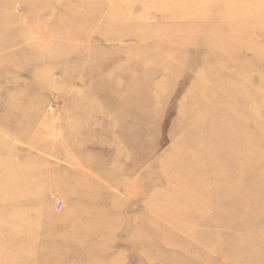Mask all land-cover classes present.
I'll list each match as a JSON object with an SVG mask.
<instances>
[{"label":"rangeland","instance_id":"rangeland-1","mask_svg":"<svg viewBox=\"0 0 264 264\" xmlns=\"http://www.w3.org/2000/svg\"><path fill=\"white\" fill-rule=\"evenodd\" d=\"M2 177L0 264H264V0H0Z\"/></svg>","mask_w":264,"mask_h":264},{"label":"bare ground","instance_id":"bare-ground-1","mask_svg":"<svg viewBox=\"0 0 264 264\" xmlns=\"http://www.w3.org/2000/svg\"><path fill=\"white\" fill-rule=\"evenodd\" d=\"M111 4V3H110ZM115 5V4H114ZM143 5V4H142ZM146 7V6H145ZM144 7V8H145ZM129 9V11H128V13L126 12V16L127 15H132L134 12H136V10H134L133 11V8H128ZM142 10V7H141V9H140V11ZM143 12H146V11H144L143 10ZM237 11H233V13H236ZM257 14H258V16H260V17H262L260 14H261V12H257V10L255 11ZM178 13V12H177ZM177 13L176 12H173L172 14H169V17L172 19V20H174V19H176L177 18ZM184 13V12H183ZM183 13H182V15H183ZM141 19H144L145 18V14L143 15V16H141L140 17ZM211 18L212 19H214V16H211ZM208 19H210V18H208ZM109 21H112V18H110L109 17ZM209 23H211V22H209V20H207V22L206 23H204V24H209ZM26 24V23H25ZM40 34V33H39ZM257 34V33H256ZM251 36H252V34H251ZM150 51H152V50H150ZM140 69H143V68H141L140 67ZM56 127V126H55ZM54 134V133H53ZM207 141L208 140V136L207 135H205L204 134V132H203V136H202V139L201 140H199V146H198V149L200 150V152H201V149L204 147V145L201 143V141ZM186 147V149H188V158H186V159H184V162L185 163H189V160H190V157H189V153H190V151L191 150H193L194 148H190V147H188V146H184V148ZM205 154V153H204ZM203 154V155H204ZM208 154V153H207ZM98 172V171H97ZM122 176H120V178H121ZM106 180L105 181H103V180H101L100 179V177H99V182L100 181H102V182H104L105 184L108 182V181H110V180H112V178L111 177H106L105 178ZM114 179H116V177L114 178ZM5 180H6V178L5 177H2V178H0V193H2V192H5L6 190H8L9 188L7 187V185L5 184ZM160 182V181H159ZM28 184V183H27ZM26 185V184H25ZM109 186V185H108ZM110 187H112L111 185H110ZM191 188L194 190V192L196 193V190H195V184H193V185H191ZM183 189V188H182ZM11 189H9V191H10ZM176 195L175 196H184V195H188L189 194V192L185 189V190H182V191H179L178 193H175ZM152 198V197H151ZM127 200V199H126ZM162 200V199H161ZM172 198H167V199H165V201L164 202H162V203H158V201H160V200H156L155 198H154V202H155V204H161L162 206H164L165 208H167L168 206H169V204H173L172 203ZM152 203H153V201H152ZM151 203V204H152ZM65 206V205H64ZM90 209H95V208H93V207H89V208H87V210L89 211ZM155 209V210H154ZM154 211H160L161 213H162V211H161V209L158 207V206H156L155 205V207H154ZM119 211V209L117 210V209H112V210H110L111 212H113V211ZM40 212H42V215L43 214H47V215H49L50 214V210H41ZM158 213V212H157ZM235 213H240L241 215V217H244V210L242 209V207L241 206H239L238 208H237V211L235 212ZM36 213H33V215H35ZM81 218L79 217V224H77L76 226H70L68 223L67 224H65V225H63V226H57L58 227V229H59V231L61 230L62 231V233H64V235L65 236H69V235H81V234H83L85 231H91V230H94L95 228H96V226H94L93 224H85V223H80V222H82V220H80ZM193 220H195V218L193 219ZM213 220H215V217H213ZM216 221V220H215ZM193 222H196V220L195 221H193ZM112 223H114L115 225H117L118 227H119V224L118 223H116V222H112ZM179 224H181V225H183V223L182 222H180ZM179 224H176V226L177 227H179V228H181V229H185L184 227H182L181 225H179ZM105 227V226H104ZM151 229V228H150ZM57 230V229H56ZM147 231V230H146ZM152 231V230H151ZM150 233V232H149ZM144 235V236H143ZM140 234L139 236L138 235H136L135 234V232H132L130 235H128V241H130L129 242V244L131 245V247L132 248H135L136 250H137V252H139V251H141L142 250V248H141V244H139V243H145V242H147L148 240H149V236L148 237H145L146 235L145 234ZM215 240H216V237H215ZM149 243L151 242V241H148ZM227 242V239L226 240H223L222 241V243L221 244H224V243H226ZM10 243L11 244H13L14 242H12V241H10ZM9 243V245H11ZM2 244H5V242H3L2 241ZM2 244H0V245H2ZM66 245H67V243H65ZM80 244H82V242H80ZM110 244L111 243H107V242H105V249H106V247H110ZM50 245V244H49ZM146 246L147 247H145L144 249H145V254H146V256H149L150 257V254H149V252H151V248L149 247L150 245L149 244H146ZM2 247H4L3 245H2ZM40 248H42L41 246H40ZM106 249V250H109V249ZM43 249V248H42ZM41 249V250H42ZM41 250H39V245L37 246V243L35 242L34 243V246L32 245V247H30V245L28 244L26 247H24V248H22V249H17L16 250V258H18V260H20L19 259V257L18 256H21L22 257V255H26L27 257H24L23 259L25 260V262H33L32 260H35V262H36V260L38 259V258H36V253L38 252V251H41ZM143 251V250H142ZM216 251H219V249H217V250H215V252ZM8 252V251H7ZM30 254L32 255V257H30ZM63 254V253H62ZM84 254H85V252H84ZM192 256H193V254L191 253V254H186V255H184L183 257H181L180 256V259H181V264H185L184 262L185 261H188L189 260V264H198L199 262L197 261V260H195V261H193L192 260ZM60 258H61V255H55V256H53V257H46V258H40V260L43 262H46L47 264H51L52 262L53 263H56V262H58L59 260H60ZM22 261V260H21ZM72 264H74V263H76L75 261H76V259L74 260V259H72ZM119 261H121V260H119L118 259V262H117V264H119ZM199 261H200V259H199ZM11 262H13L12 260H11ZM179 264V263H178Z\"/></svg>","mask_w":264,"mask_h":264}]
</instances>
